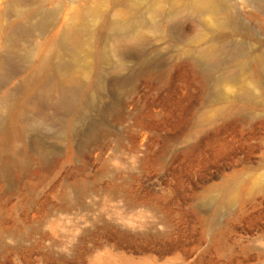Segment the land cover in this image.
Instances as JSON below:
<instances>
[{
    "label": "rangeland",
    "instance_id": "374dc122",
    "mask_svg": "<svg viewBox=\"0 0 264 264\" xmlns=\"http://www.w3.org/2000/svg\"><path fill=\"white\" fill-rule=\"evenodd\" d=\"M14 1L0 0V63L20 70L0 134L4 94L20 97L61 18L45 0L46 31L10 52ZM258 1H74L89 29L64 56L69 91L50 80L24 99L0 154V264H264Z\"/></svg>",
    "mask_w": 264,
    "mask_h": 264
},
{
    "label": "bare ground",
    "instance_id": "6f19581e",
    "mask_svg": "<svg viewBox=\"0 0 264 264\" xmlns=\"http://www.w3.org/2000/svg\"><path fill=\"white\" fill-rule=\"evenodd\" d=\"M29 1L32 0H15L13 2L10 14L15 15L16 19L8 24L6 31L7 38L13 43L9 49L10 52L14 51L15 45L33 36L35 30L38 29L41 33L46 31V22L50 18V12L44 10L45 0H33L37 2V6L32 10L26 11L22 9L20 13L16 11V5L25 6ZM74 1L52 0L53 3H58L56 12L58 16L61 15V18L57 30L48 38L47 46H49L51 52L45 53L42 50L41 53L43 55L41 54L38 57L36 68L32 75L22 77L17 86V91L21 93L20 97H16V94L11 90L7 91L3 96V101H11L12 104L5 119V128L0 134V154L14 152L15 132L23 110L21 103L24 99L29 100L32 97H36L37 90L39 88L42 89L50 80L55 82L59 96L65 97L69 91L66 88V83L71 82L72 77L62 72L63 67L67 63L64 60V56L75 46L80 34L89 29L88 24L83 22L79 16L77 6L73 5ZM257 3L264 9V0H259ZM36 15L40 16L38 21L31 23L30 20L35 18ZM259 61L264 65V56L260 57ZM19 73L18 66L11 64L7 59H3L0 63V89L11 83ZM261 73L264 78V67Z\"/></svg>",
    "mask_w": 264,
    "mask_h": 264
}]
</instances>
